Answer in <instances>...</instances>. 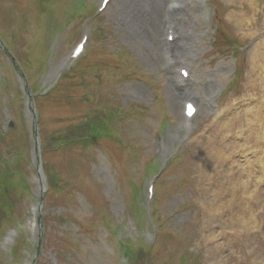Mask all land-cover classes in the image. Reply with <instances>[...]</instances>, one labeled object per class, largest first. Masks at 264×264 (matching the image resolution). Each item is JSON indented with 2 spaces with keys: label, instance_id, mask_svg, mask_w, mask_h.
<instances>
[{
  "label": "rangeland",
  "instance_id": "rangeland-1",
  "mask_svg": "<svg viewBox=\"0 0 264 264\" xmlns=\"http://www.w3.org/2000/svg\"><path fill=\"white\" fill-rule=\"evenodd\" d=\"M181 2L175 52L188 60L167 68L168 21L161 12L171 0H110L100 14V0H0L2 43L27 69L21 78L0 49V131L6 139L0 153L20 161L23 175L12 185L19 199L12 195V209L0 211V264H123L120 247L129 240L133 250H151L142 264H213L214 253L224 264H264V140L250 127L252 116L234 118L254 106L247 99L254 94L256 44L247 37L256 33L264 40V0ZM72 12L76 17L67 19ZM85 32L84 54L65 66ZM183 66L189 83L180 81ZM189 98L198 113L186 122L183 102ZM36 110L46 145L96 111L104 112L99 117L108 121L109 134L100 133L83 150L51 143L54 151L39 164ZM110 111L116 116L107 117ZM220 156L229 165L223 172ZM47 165L62 179L61 191H49ZM160 168L152 207L144 212L145 180ZM8 186L6 180V196ZM134 190L140 193L131 204Z\"/></svg>",
  "mask_w": 264,
  "mask_h": 264
},
{
  "label": "bare ground",
  "instance_id": "bare-ground-1",
  "mask_svg": "<svg viewBox=\"0 0 264 264\" xmlns=\"http://www.w3.org/2000/svg\"><path fill=\"white\" fill-rule=\"evenodd\" d=\"M177 1L178 0H174V1L171 0V3L177 2ZM181 9H182V6L179 8V10H181ZM179 10L173 9V8L168 9L166 6H164L162 8L161 17H163V19L165 18V20L169 21L170 23H175V20H177V15L179 14ZM153 17H154L153 18L154 20H156L157 22L159 21V19H160L159 18L160 17L159 10H157V9L153 10ZM251 34H253V33H251ZM184 37H186V39H187V35L185 36V34H184ZM180 39H181V35H180ZM180 39L178 38L177 40H174L171 43L174 44V46H176ZM255 44L256 45L252 47V50L254 49V51L251 54L252 62H251V79H250L252 84L254 83V94H253V96H251L247 99V101L248 102L250 101V103L254 102V106L251 105L250 108L243 109V111H241L242 109H240L239 112L240 111L241 112L239 113L237 111L234 118L238 121L239 119L240 120L243 119V117L245 115L252 116L254 118V120L251 122H248V123L250 124V127L252 126L253 132L256 131L255 133H257V136L259 137V134H260L261 140H264V109L262 110L259 108L260 106L261 107L264 106V40L259 39L258 41L255 42ZM261 53H262V55H261ZM256 66L257 67L259 66V70L254 75ZM258 83H260L259 85L261 87L255 86ZM232 106H233V104H231V107ZM235 109H237V107H235ZM227 111L228 110L226 109V112ZM223 114H225V113L223 112ZM258 141H259V139L256 141L257 148H259V145H260V142L258 144ZM221 158H222V164H221L220 170H221V172H223L224 166L227 168L229 165L227 164V160L226 159L224 160V157L220 156V159ZM220 159H215L216 167L219 166V163L217 160H220ZM204 177H205V179L207 177V175H205V172L203 173V178ZM228 188L229 187H227L226 189H228ZM230 190H232L231 195L235 198H238L237 191L234 190V188H230ZM243 194L244 193H242V196H243ZM243 198L246 199V202H247V197L243 196ZM211 201H213V204L216 206L215 201L214 200H211ZM216 257H217V255L214 253L213 264H224L222 261V258L217 260Z\"/></svg>",
  "mask_w": 264,
  "mask_h": 264
},
{
  "label": "trees",
  "instance_id": "trees-1",
  "mask_svg": "<svg viewBox=\"0 0 264 264\" xmlns=\"http://www.w3.org/2000/svg\"><path fill=\"white\" fill-rule=\"evenodd\" d=\"M115 111L107 112L105 115L109 118H113L116 116ZM104 112L96 111L95 116H91L90 118H85L84 122L79 125L71 126L67 131V135H62L60 138H56V140L66 142L67 145L71 144H81L83 147H86L91 143V140L96 138L100 133H106L109 131L107 126V121L103 120L99 117L100 114ZM9 170L7 171V174ZM51 188L56 189L60 188L61 185L58 184V179L54 176L50 178ZM2 196H0V205L2 203ZM2 206H0V211H2ZM4 213V212H3ZM151 250H144L142 247H137L135 250L131 251V255L133 257V264H142L141 260H143L144 256H149Z\"/></svg>",
  "mask_w": 264,
  "mask_h": 264
}]
</instances>
